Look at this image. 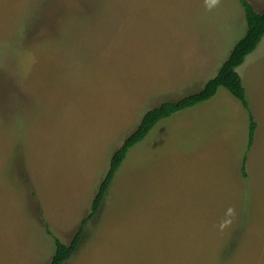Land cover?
Listing matches in <instances>:
<instances>
[{
  "label": "rangeland",
  "instance_id": "374dc122",
  "mask_svg": "<svg viewBox=\"0 0 264 264\" xmlns=\"http://www.w3.org/2000/svg\"><path fill=\"white\" fill-rule=\"evenodd\" d=\"M246 29L238 0H0V264H45L80 227L63 264H264L259 45L237 68L260 129L250 150L228 102L176 112L129 149L89 217L144 113L199 91ZM222 88L219 103L234 99ZM217 114L240 118H205Z\"/></svg>",
  "mask_w": 264,
  "mask_h": 264
},
{
  "label": "trees",
  "instance_id": "16d2710c",
  "mask_svg": "<svg viewBox=\"0 0 264 264\" xmlns=\"http://www.w3.org/2000/svg\"><path fill=\"white\" fill-rule=\"evenodd\" d=\"M244 9L247 29L244 35L234 44L228 57L222 62L216 75L208 79L204 86L197 92L188 94L177 100H168L160 105L147 110L142 116L136 128L125 137L122 144L113 152L110 167L101 181L99 188L92 200L89 217L98 211L104 196L108 190L115 171L125 160L127 152L135 144L142 141L151 129L162 119L170 117L176 112L190 108L200 102L211 99L220 87L225 88L230 94L237 98L249 114L248 144L249 149L253 143L256 122L252 115L246 90L237 68L243 64L245 58L251 54L264 36V9L257 11L249 0H238ZM246 155L243 158L242 176L247 177L245 169ZM82 232L78 228L74 238L67 244L55 240V252L51 259L45 264H63L76 250L79 235Z\"/></svg>",
  "mask_w": 264,
  "mask_h": 264
},
{
  "label": "crops",
  "instance_id": "0c3cea01",
  "mask_svg": "<svg viewBox=\"0 0 264 264\" xmlns=\"http://www.w3.org/2000/svg\"><path fill=\"white\" fill-rule=\"evenodd\" d=\"M243 8V7H242ZM256 9V8H255ZM264 9V8H263ZM262 9V10H263ZM244 10V9H243ZM257 10V9H256ZM261 10V11H262ZM258 11V10H257ZM244 15H245V13H244ZM246 19V18H245ZM247 23V22H246ZM241 38V37H240ZM239 38V39H240ZM238 39V40H239ZM237 40V41H238ZM236 41V42H237ZM235 42V43H236ZM234 43V44H235ZM259 45V47H258V49H257V52H256V55H258V54H260L261 52H262V50H264V36L262 37V39H261V41H260V43L258 44ZM234 46V45H233ZM232 46V47H233ZM232 47H231V49H232ZM230 49V50H231ZM261 51V52H260ZM230 52V51H229ZM263 54H264V52H263ZM208 55V54H207ZM251 57V56H250ZM250 58H248L247 59V61L249 60ZM208 64H207V68H210L211 67V63L210 62H207ZM222 64V63H221ZM218 70H219V68H218ZM217 70V71H218ZM215 76V75H214ZM259 80H260V76H259V74H257V73H255V83H256V85H255V95H256V99H255V104H256V109H257V111L259 112L262 108H264V102L262 101V95H261V92H260V90H261V87H262V83L261 82H259ZM245 87V86H244ZM220 88H222V87H220ZM219 88V89H220ZM219 89H218V91H219ZM222 89H224V88H222ZM246 89V88H245ZM216 94H218V92L216 93ZM215 94V95H216ZM213 96L211 99H209V100H207V101H204V102H200V103H198V104H196V105H194V106H198V105H200V104H202V103H208V102H212V103H217V104H219L220 106L222 105L223 107H227V102L229 103V106H228V108H234V113L236 112V113H238V115L241 117H239V116H233V114H230V115H226V114H224V115H219V114H217V115H209V116H207V117H205L207 120H209V121H215V122H230L232 119H237V118H240V121L242 122L243 121V123L245 124H247V126H248V129H246V131L248 132L249 131V114H248V112H247V110L243 107V105L241 104V102L237 99V98H235V97H233L234 99H230L229 101H225V100H227V99H225V100H222V102H220L219 103V101H218V99H217V97H218V95L217 96ZM194 106H192V107H194ZM249 106H250V109H251V111H252V113L254 112L253 111V108H252V106H251V104H250V102H249ZM191 108V107H190ZM188 109V108H187ZM264 110V109H263ZM243 111L246 113L245 115H246V118H244V116H243ZM264 114V113H263ZM248 115V116H247ZM254 117H255V115H254V113L252 114ZM256 118V117H255ZM254 118V119H255ZM256 128H255V132H254V137H255V135H256V133L260 130L259 128H258V121H257V119H256ZM254 139L255 138H253V143H254ZM218 142L215 140L213 143L211 142V144H213V145H215V144H217ZM253 143H252V145H253ZM247 144H248V140H247ZM252 145H251V147H252ZM250 147V148H251ZM250 148L248 149L247 148V150H250ZM246 159H247V156H246ZM246 162V161H245ZM243 164V163H242ZM247 178V177H246Z\"/></svg>",
  "mask_w": 264,
  "mask_h": 264
},
{
  "label": "clouds",
  "instance_id": "9594fccd",
  "mask_svg": "<svg viewBox=\"0 0 264 264\" xmlns=\"http://www.w3.org/2000/svg\"><path fill=\"white\" fill-rule=\"evenodd\" d=\"M220 0H205V6L211 10L219 5ZM237 216V212L234 206H229L225 212V218H223L217 225L219 231L222 233L229 228Z\"/></svg>",
  "mask_w": 264,
  "mask_h": 264
}]
</instances>
